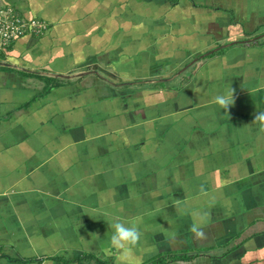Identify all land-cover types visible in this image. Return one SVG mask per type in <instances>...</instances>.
I'll return each mask as SVG.
<instances>
[{"label":"crops","instance_id":"1","mask_svg":"<svg viewBox=\"0 0 264 264\" xmlns=\"http://www.w3.org/2000/svg\"><path fill=\"white\" fill-rule=\"evenodd\" d=\"M1 1L0 264H264V0Z\"/></svg>","mask_w":264,"mask_h":264},{"label":"clouds","instance_id":"2","mask_svg":"<svg viewBox=\"0 0 264 264\" xmlns=\"http://www.w3.org/2000/svg\"><path fill=\"white\" fill-rule=\"evenodd\" d=\"M233 93L234 89L231 88L227 93L215 96L214 103L218 104L228 113L230 106H233L235 103ZM252 122H257L261 127H264V112H257ZM192 215L194 222L190 230L197 236H202L203 233L200 231L201 220L198 219L196 214ZM108 225L113 231L109 247L106 249L107 254L109 256L115 254L116 264H137L134 249L142 238V232L138 224L115 219L108 221Z\"/></svg>","mask_w":264,"mask_h":264},{"label":"built area","instance_id":"3","mask_svg":"<svg viewBox=\"0 0 264 264\" xmlns=\"http://www.w3.org/2000/svg\"><path fill=\"white\" fill-rule=\"evenodd\" d=\"M46 29L44 21L37 18L26 19L0 0V49L25 34H42Z\"/></svg>","mask_w":264,"mask_h":264},{"label":"rangeland","instance_id":"4","mask_svg":"<svg viewBox=\"0 0 264 264\" xmlns=\"http://www.w3.org/2000/svg\"><path fill=\"white\" fill-rule=\"evenodd\" d=\"M41 21H42V20H41ZM29 34H31V33H29ZM29 34H25V35H29ZM25 35H24V36H25ZM33 35H38V34H33ZM24 36H22V37H24Z\"/></svg>","mask_w":264,"mask_h":264},{"label":"water","instance_id":"5","mask_svg":"<svg viewBox=\"0 0 264 264\" xmlns=\"http://www.w3.org/2000/svg\"><path fill=\"white\" fill-rule=\"evenodd\" d=\"M258 37H260V36H257V37H254V39H256V38H258ZM252 40V39H251ZM211 53V52H210ZM203 57V56H202Z\"/></svg>","mask_w":264,"mask_h":264}]
</instances>
